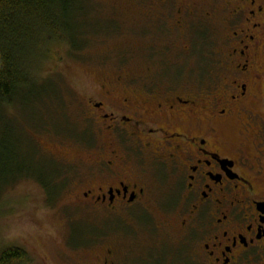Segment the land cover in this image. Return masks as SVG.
I'll use <instances>...</instances> for the list:
<instances>
[{
	"label": "flooded vegetation",
	"instance_id": "af4514ba",
	"mask_svg": "<svg viewBox=\"0 0 264 264\" xmlns=\"http://www.w3.org/2000/svg\"><path fill=\"white\" fill-rule=\"evenodd\" d=\"M155 6L144 31L180 46L168 35L161 48L142 46V60L165 66L120 78L133 91L87 97L86 169L65 172L64 151L48 152L61 188L35 179L48 205L71 190L67 206L118 223L107 236L128 244H110L98 264H264V0ZM193 57L200 71L166 73Z\"/></svg>",
	"mask_w": 264,
	"mask_h": 264
},
{
	"label": "rangeland",
	"instance_id": "374dc122",
	"mask_svg": "<svg viewBox=\"0 0 264 264\" xmlns=\"http://www.w3.org/2000/svg\"><path fill=\"white\" fill-rule=\"evenodd\" d=\"M84 1L86 12L71 15V29L79 34L76 42L84 46L82 50L71 52L67 44L59 46L52 56L27 67L34 82L3 107V113L0 111V145L7 144L8 150L13 147L16 155L21 154L20 162L28 164L26 172L37 177H43L47 167L55 164L49 155L59 150L65 153V172L86 169L82 163L88 159L87 152L78 142L90 138L84 119L89 108L87 97L97 96L103 86L114 92L132 90L119 82L120 78L140 80L145 71L158 72L165 66L142 60L141 47L158 44L161 48L167 41V45L177 44L176 35L160 31L154 37V33L144 31L147 28L143 25H153L143 20V14L155 5L163 7L164 0ZM167 35V41L162 42ZM179 51L174 47L172 56H179ZM169 64L166 73L172 80L182 79L188 66L190 72L202 67L194 57L182 64ZM8 166L14 179L6 175L0 181V254L11 247L26 253L23 264H98L108 246L122 249L128 244L118 235L107 236L116 234L109 230L119 225L103 221L100 210L67 206L73 199L71 190L48 205V195L34 177H22L15 163ZM57 188L55 193L61 186ZM119 253V258H132L125 251Z\"/></svg>",
	"mask_w": 264,
	"mask_h": 264
},
{
	"label": "trees",
	"instance_id": "16d2710c",
	"mask_svg": "<svg viewBox=\"0 0 264 264\" xmlns=\"http://www.w3.org/2000/svg\"><path fill=\"white\" fill-rule=\"evenodd\" d=\"M83 11L86 12L84 0H0L1 113L22 89L34 82L29 78L27 67L35 66L33 63L43 57L52 56L59 46L67 44L71 52L82 50L84 46L76 42L79 34H74L71 29L74 24L71 15ZM7 147V144L0 145V181L6 175L10 180L14 179L8 165L15 163V170L22 177L49 178L50 191L57 189L52 174L61 165H50L43 177H37L26 172L28 164L18 159L21 154L16 155L13 147L9 150ZM27 258L23 250L10 247L0 254V264H23Z\"/></svg>",
	"mask_w": 264,
	"mask_h": 264
}]
</instances>
